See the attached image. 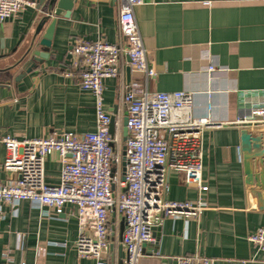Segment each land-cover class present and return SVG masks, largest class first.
<instances>
[{"label":"crops","instance_id":"obj_1","mask_svg":"<svg viewBox=\"0 0 264 264\" xmlns=\"http://www.w3.org/2000/svg\"><path fill=\"white\" fill-rule=\"evenodd\" d=\"M30 1L38 7L0 21V137L21 141L53 132H93L95 100L80 88L82 66L71 51L78 40L104 39L127 47L119 34L121 1L77 0L70 18L57 20L49 58L34 68L30 44L50 0ZM135 17L155 75L147 79L135 72L126 57L123 77L103 81L105 110L115 120L113 134L124 142L123 97L131 90L190 92L194 115L222 124L203 135L208 189L201 197L207 208L200 219L165 218L153 231L155 242L144 246L141 263L172 264L179 256L201 255L214 264H264V252L248 240L264 228V202L253 197L256 188L245 175L243 161L260 138L264 145V125L238 123L264 106V0H155L135 7ZM210 65L225 71L211 74ZM247 92L257 95L242 97ZM5 158L0 145V184L10 178L3 169ZM61 169L60 155L50 154L46 183L58 185ZM167 186L168 201L195 202L200 196L196 187L185 184L181 172H169ZM124 228L123 217L111 216L109 264H124ZM79 235L74 205L53 218L26 200L17 206L0 202V264H9L4 260L7 251L13 252L12 264H95L79 256Z\"/></svg>","mask_w":264,"mask_h":264},{"label":"built area","instance_id":"obj_2","mask_svg":"<svg viewBox=\"0 0 264 264\" xmlns=\"http://www.w3.org/2000/svg\"><path fill=\"white\" fill-rule=\"evenodd\" d=\"M120 1L119 34L127 47L104 39L78 40L71 51L82 66L80 88L95 100V131L53 132L46 138L21 141L11 135L0 137V145L6 150L3 169L10 174L0 184V202L17 206L26 200L53 218L60 217L67 205H74L80 227L78 254L95 264H109V223L113 215L125 221L124 264H142L144 246L155 242L154 228L165 218L200 219L207 208L201 194L208 189L203 180V135L211 127L222 126L209 116L194 115V95L190 92L145 89L139 94L131 90L123 97L127 140L123 142L110 133L112 117L105 110L103 81L123 77L126 57L135 72L147 79L155 75L135 17V7L155 0ZM37 7L30 0H0V21ZM223 71L212 65L207 69L211 74ZM208 98L211 102L212 92ZM208 107L211 111L212 104ZM238 123L264 125V106ZM52 153L61 157L58 185L45 181V163ZM171 171L183 173L185 184L199 190L197 201L165 199ZM248 240L257 252H264V228ZM12 255L7 251L5 262L12 264ZM172 264H214V260L201 255L179 256Z\"/></svg>","mask_w":264,"mask_h":264},{"label":"water","instance_id":"obj_3","mask_svg":"<svg viewBox=\"0 0 264 264\" xmlns=\"http://www.w3.org/2000/svg\"><path fill=\"white\" fill-rule=\"evenodd\" d=\"M77 0H50V5L47 12L43 16L35 29L30 46V60L32 61L31 68L36 66V63L42 64L50 56V49L56 30L58 18L68 19L74 8ZM50 21V23H48ZM48 24V26H46ZM30 71V68L29 70ZM130 68L127 69V77L129 76ZM256 96L255 92H247L243 96ZM263 95V94H259ZM114 117H112L110 125V133L113 134ZM123 139L128 138L127 117L123 122ZM244 170L247 179L256 188L252 194L259 202H264V145L260 138L258 146L249 153L243 154ZM155 230V228H154ZM123 264V263H122Z\"/></svg>","mask_w":264,"mask_h":264}]
</instances>
